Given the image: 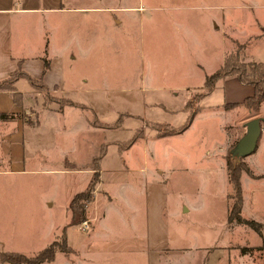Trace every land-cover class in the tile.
Masks as SVG:
<instances>
[{
  "label": "crops",
  "instance_id": "crops-1",
  "mask_svg": "<svg viewBox=\"0 0 264 264\" xmlns=\"http://www.w3.org/2000/svg\"><path fill=\"white\" fill-rule=\"evenodd\" d=\"M209 6L222 9L221 15L209 14L208 21L214 29L221 26V38L227 47L221 49L218 66L204 77L214 72L224 55L233 50L226 34L243 45L244 60L264 61V0H237L227 5L231 9L227 15L223 11L225 4L213 2ZM143 9L140 0L121 4L114 0H0V81L19 69L45 86L40 89L25 76H18L8 87L0 88V176H12V223L37 225L36 233L28 235V253L23 249L12 251L30 255L63 233L65 250H56L53 258L42 264H180L172 260L175 249L167 244V238L160 233V223L145 206L146 184L156 181L155 172L144 163L135 167L130 162H138L135 145L148 138L143 132L128 143L125 142L132 136L125 140L112 138L120 126L90 124L87 108L66 94L81 82L89 84V78L72 72L65 76L64 65L88 57L99 34H104L107 43V32L113 24L118 26L130 17L138 20V12ZM66 13L71 21L65 22ZM87 20L95 27L82 30L81 25H88ZM226 21L233 33H225ZM65 23H71V35ZM237 32L242 34V42L234 36ZM216 88L221 91L217 107L224 113L243 107L225 104L238 103L252 93V86L239 82L233 74L217 78L204 95ZM53 96L74 104L58 103ZM37 97L41 99L38 101ZM263 105L264 100L256 113L243 107L247 115L241 112L244 118L240 124L244 129L248 119L264 117ZM97 132L101 138H93ZM110 145L113 150L108 154ZM98 154L95 169L92 162ZM250 155L249 161L244 160L248 171L241 170L239 175L241 207L244 181L248 186L258 182L264 187V128ZM110 158L114 160L113 167L109 166ZM94 172L97 177L92 199L84 209L89 228L80 231L81 218L69 208V203L75 193L87 188ZM73 222L78 223L76 230ZM239 247L238 254H231L232 264H241L242 258L248 257ZM199 248L204 246H196V251ZM215 249L206 247L198 264H206Z\"/></svg>",
  "mask_w": 264,
  "mask_h": 264
},
{
  "label": "rangeland",
  "instance_id": "rangeland-1",
  "mask_svg": "<svg viewBox=\"0 0 264 264\" xmlns=\"http://www.w3.org/2000/svg\"><path fill=\"white\" fill-rule=\"evenodd\" d=\"M236 1L140 0L144 9L138 12V20L130 17L118 26L113 24L107 32V43L104 34H99L88 57L76 58L64 65L65 76L72 72L89 78V84L81 82L66 94L87 108L90 124L120 126L112 138L125 140L142 132L148 138L147 142L139 140L135 145L138 162H130L135 167L145 164L155 172L156 181L146 184L145 206L160 223L159 230L167 238V244L175 249L172 260L180 264L200 263L208 246L216 249L209 254L206 264H226L228 258L232 264L231 254L233 251L238 254L236 247L239 246L247 248L245 255L248 256L242 258L241 264H264V225L259 234L244 223L226 219L232 202L226 153L230 150L234 158L244 162L251 159L253 152L244 156L235 152V144L245 131L240 124L244 118L241 112L245 117L247 113L243 107L227 113L219 109V88L198 101L196 98L203 90L204 74L218 66L221 49L227 47L221 38V26L214 29L208 21L209 14L221 15L222 9H211L209 5L225 4L223 11L227 15L231 10L227 5ZM123 2L114 0L116 4ZM67 21L71 18L66 13ZM86 22L88 25L82 24V30L95 27L90 20ZM229 24L225 22V33H233ZM65 26L70 28L67 32L71 35V23ZM234 36L240 42L244 40L238 32ZM226 38L234 48V41H238L228 38L227 34ZM187 97L193 100L192 105L197 104V109L201 107L189 125L179 134L155 137V131L149 127L151 122L173 126L184 123L189 111ZM53 98L58 103L64 99ZM261 112L264 114V105ZM91 118L95 123H91ZM101 137L100 132L93 136ZM108 149L110 154L113 146ZM108 161L113 167L114 160ZM246 184L244 181L240 215L262 222L264 187L258 182ZM73 224L76 230L78 223ZM36 226L28 222L12 223V176H0V252L15 248L28 253L31 247L28 235L36 233ZM196 246L204 248L196 251ZM178 247L181 249L177 250Z\"/></svg>",
  "mask_w": 264,
  "mask_h": 264
},
{
  "label": "trees",
  "instance_id": "trees-1",
  "mask_svg": "<svg viewBox=\"0 0 264 264\" xmlns=\"http://www.w3.org/2000/svg\"><path fill=\"white\" fill-rule=\"evenodd\" d=\"M234 43L235 46L233 50L224 55L222 64L214 72L204 77L203 90L198 92L196 98L198 101L200 97L210 91L213 83L217 78L224 75L233 74L239 82L250 84L252 86V93L245 96L238 103L225 104V107L239 104L248 109L250 112L256 113L261 102L264 100V61L254 59L246 61L242 60L243 45L236 41H234ZM18 76H25L31 84L40 89H45V86L39 79L32 78L19 69L11 72L8 77L1 80L0 88L8 87L11 81H13ZM192 101L193 100L191 99V97H187L186 105L188 106L187 108L189 109V111L184 123L173 126L168 123L151 122L149 124V127L155 131L154 133L157 136L181 133L189 125L193 115L197 111V104L192 105ZM61 103L74 104V102L68 99H63ZM80 106L84 107L83 105ZM0 114L3 115L2 113ZM257 117L259 118L261 125H264V117ZM91 123H95L93 118H91ZM133 137L134 136H132L125 143H128L131 139H133ZM99 154L94 157V160L92 162V166L95 169L97 168V160ZM225 166L227 169V180L231 188L229 197L232 198L230 209L226 216L227 221L231 222L232 220H235L238 223H244L260 234L261 228L264 225L263 222H258L251 218H244L240 215L242 198L239 175L241 170L248 171L246 164L242 160L234 158L233 154H231L229 150L225 156ZM96 177V172H94L87 188L75 193L70 200L69 208L73 211L78 212L81 219H84V209L86 207V204L92 199V190L94 188L93 185L96 181ZM65 248L66 245L64 242L63 233H61L58 239L51 241L46 246L30 255H25L23 253L14 251H1L0 262H8L11 264H42L43 262L50 261L53 258L56 250H65ZM246 250V247L240 248L241 252H245Z\"/></svg>",
  "mask_w": 264,
  "mask_h": 264
},
{
  "label": "water",
  "instance_id": "water-1",
  "mask_svg": "<svg viewBox=\"0 0 264 264\" xmlns=\"http://www.w3.org/2000/svg\"><path fill=\"white\" fill-rule=\"evenodd\" d=\"M261 123L258 117H253L245 122V131L235 144V152L238 156L251 153L261 132Z\"/></svg>",
  "mask_w": 264,
  "mask_h": 264
},
{
  "label": "built area",
  "instance_id": "built-area-1",
  "mask_svg": "<svg viewBox=\"0 0 264 264\" xmlns=\"http://www.w3.org/2000/svg\"><path fill=\"white\" fill-rule=\"evenodd\" d=\"M264 126H261V129H263ZM78 228L80 231H86L89 228V222L87 221L86 218L81 219L79 224H78Z\"/></svg>",
  "mask_w": 264,
  "mask_h": 264
}]
</instances>
